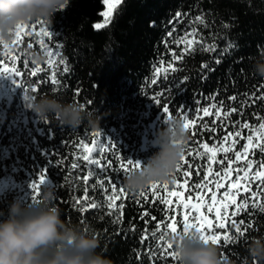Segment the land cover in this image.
Wrapping results in <instances>:
<instances>
[{
    "label": "trees",
    "instance_id": "16d2710c",
    "mask_svg": "<svg viewBox=\"0 0 264 264\" xmlns=\"http://www.w3.org/2000/svg\"><path fill=\"white\" fill-rule=\"evenodd\" d=\"M104 9L103 0H71L66 10L54 15L52 24L42 20L44 28L53 33L51 38L43 37L47 47L40 45L41 37L35 34L39 25L33 35L24 36L21 43L13 46L15 66L22 73V77L16 78L19 80L15 88L18 104L27 108L29 93L54 94L95 112L100 117V126L93 129L81 125L72 129L54 117L41 119L29 108L25 113L26 121L21 125L22 133L12 142L16 134L13 135L11 129L16 126L12 124L8 129L7 122L15 103L7 108L0 124V175L15 174L16 181L22 184L0 192V210L7 214L14 201L34 204L42 185L54 187L57 190L55 204L61 209V218L96 235L100 241L97 251L112 264H177L170 255H165V251H170L166 243H171L169 236L172 234L164 225L171 213L151 194L156 189L148 188L143 197L141 193L131 194L125 189L123 180L131 170L125 172L121 161L126 163L130 159L146 163L159 150L158 135L169 115L163 107L170 108L171 117L184 119L187 116L195 122V128L189 129L190 141L184 155L187 164L192 166L193 181L198 179L197 166L203 167L206 163V158L194 155L201 143L209 142L210 146L218 143L215 138L224 134L221 127L226 131L248 133V129L234 128L233 122L237 125L247 123L256 129L264 123V99H261L264 78L252 70L255 60L264 54V0H121L110 22L97 28L96 23L103 21ZM198 16L203 18V24L196 22ZM193 29L199 43H194L192 50L176 62L177 70L161 86L169 89L168 94L163 102L156 103L153 97L161 89L149 83L154 70L162 57L166 62L170 59L168 48L177 53L182 49L183 46L178 49L171 44V40ZM29 51L44 54L46 60L34 63L28 56ZM0 60L6 61L1 44ZM64 67L68 70L64 71ZM37 68L41 70L36 76L26 75ZM53 71L58 73L59 84L51 83ZM221 102L223 111L235 108L236 112L227 118L226 125H221L213 116L204 117L210 122L209 128L216 125V131L209 133L201 128L197 117L213 104L220 108ZM93 139L98 146L102 144L108 149L105 159L110 157L115 161L106 169V174L89 177V184L97 182L95 189L88 188L96 208L83 202L84 170L71 168V163L78 162L77 157L81 155L78 141L87 144ZM254 139H259V133ZM109 143L112 148H108ZM245 143L246 140L239 141L236 150H241L240 144ZM6 147L10 148L7 157L2 155ZM223 155L217 153V159ZM249 157L253 168L264 160L259 148L255 149V156L250 152ZM93 169L94 166L89 171ZM184 171L187 168L182 161L174 181L183 182ZM41 175L44 181L38 183L36 189L24 186V183L37 182ZM203 175L201 171L200 176ZM101 179L106 182L114 179L117 191L120 187L124 189L123 200H116L117 209L108 208V196L112 193L104 191L109 183L99 187ZM167 184L169 189L175 187L174 183ZM254 184L252 190L256 191ZM157 185L159 195H166L163 184ZM172 199L175 201V197ZM77 200L81 203L76 204ZM121 203L122 215L119 212ZM248 203V209L235 217L248 225L247 229L242 228L243 236L232 227L219 229L221 237L225 234L239 236L234 243L222 239L215 245L226 264H251L248 248L254 238L264 236V212L257 207L264 204V196L257 193ZM82 207L87 211H81ZM110 212L113 214L109 215ZM180 220L177 215L172 222L179 227ZM161 232L168 233L166 241L159 239ZM153 233L157 235L154 237Z\"/></svg>",
    "mask_w": 264,
    "mask_h": 264
},
{
    "label": "clouds",
    "instance_id": "9594fccd",
    "mask_svg": "<svg viewBox=\"0 0 264 264\" xmlns=\"http://www.w3.org/2000/svg\"><path fill=\"white\" fill-rule=\"evenodd\" d=\"M71 0H0V43L11 45L18 26L46 21L52 24L57 12L66 10ZM36 64L46 56L36 51L28 52ZM253 72L264 78V54L255 60ZM28 106L41 119L55 118L62 125L78 129L100 126V117L84 105L65 101L54 94H28ZM159 132L158 151L140 167L131 170L123 180L131 194H140L156 183H173L175 172L181 164L190 141L185 120L176 116L165 120ZM57 190L41 186L34 204L14 201L7 214L0 210V264H112L102 255L99 238L77 225L61 218ZM169 240L177 254L178 264H226L219 249L211 242L205 243L195 230L187 234L170 235ZM251 264L264 262V236L254 238L248 248Z\"/></svg>",
    "mask_w": 264,
    "mask_h": 264
},
{
    "label": "snow or ice",
    "instance_id": "6c2138e0",
    "mask_svg": "<svg viewBox=\"0 0 264 264\" xmlns=\"http://www.w3.org/2000/svg\"><path fill=\"white\" fill-rule=\"evenodd\" d=\"M105 4H109V0H104ZM120 3V0H113V3L109 4V13L115 9ZM109 13L104 15L108 17L106 24L110 22ZM179 15V14H178ZM196 22L201 24L204 23L202 17L198 16L195 18ZM39 25V31L35 34L41 37L40 45L47 47L44 44L43 37L51 38L53 36L52 32H49L44 28V22L42 20L36 21L32 24H26L18 26L15 37L11 43L13 45L21 43L24 36H31L33 32ZM105 25H96L97 28L104 27ZM171 36L172 33L170 32ZM197 33L193 29L191 32L185 31L183 35L177 34L174 39L171 40V44L175 45L178 49L182 47L179 53L174 51L172 48H168V52L171 54L170 59L166 62L163 57L158 62L157 68L154 70V75L150 79L149 83L153 85V88H160V91H157L153 97V100L156 103H161L164 101V97L168 94L169 89L161 87L164 85V82L167 80L168 76L175 72L177 69L174 67L177 61L183 59L184 55L190 52L193 48V44H198L199 41L196 39ZM166 42V46H167ZM3 44L4 49L6 50V56L11 61V66L8 65L7 61L0 60V75H9L14 78L21 77L22 73L17 69L16 65V56L12 55L11 47L8 44ZM208 50V49H205ZM52 53L49 51V56ZM51 64L52 61H49ZM163 69V71H162ZM41 69L37 68L35 71H29L26 75L36 76L37 72ZM64 71H67V67L63 68ZM58 73L53 71L51 76V83L53 85L59 84L60 81L56 78ZM15 82L17 80L15 79ZM27 91V88H26ZM33 92L36 89H32ZM235 100V97H231ZM264 99V97H261ZM163 110L166 114H169L168 117H171L170 108L163 107ZM233 112H236V109L233 108L230 111H223V106L221 102V107L217 108L215 104L212 105L211 109H203L202 115L198 116L197 119L201 122V128L206 129L209 133H214L216 131V125L214 124L211 128L208 127L210 122L205 121L204 117L213 116L221 125H226L228 120L227 118L232 115ZM186 129L195 128V122L190 121L187 116L184 117ZM233 127H239L241 129H248V133L242 134V131H226L224 127L220 128V131L223 134L222 137H216L218 143L203 142L198 147L199 150L194 153L195 156L201 158H206V163L203 167L197 166L195 169L197 180L193 181L191 179L192 175V166L187 164L185 156L183 162H185V167L187 171L183 172L182 181L176 182L175 187L169 189L168 184H163V190L166 195H159L160 188L157 183L153 184L150 188L156 189L151 194L156 196L158 203L164 204L167 206L168 211L171 213L168 223L164 225L169 232L175 236L181 233L187 234L193 230L200 234L201 239L205 242H211L214 245H219L221 240L225 242H236L239 239V236L233 237L225 234L223 237L219 234L218 231H212L213 228L225 229L227 227H232L235 229V232L244 235L242 232L243 229H247L248 225L245 224L244 220L241 219L237 221L235 217L245 209L249 207V200L256 197L257 193L264 196V191H261V188H264V160L261 163L256 165V168H253V161L249 157L251 152L252 156H255V149L259 148L260 152L264 154V144L261 141H264V123H261L259 128H251L247 123L242 125H237L236 122H233ZM256 133H259V139H254ZM98 135V134H97ZM241 140H246L247 143L240 144L241 150H236V145ZM81 148V155L77 157L76 163H71L72 169L82 168L84 171L82 173L83 180L82 183L85 185L83 202L88 205V207L96 208L97 204L94 200H91L88 195V188H96L97 182L93 181L89 184V177L93 175H104L106 174V169L111 168L113 161L110 157L105 159L107 156L108 149L104 148L101 145H97L95 139L90 140L88 144H85L83 141H78ZM99 147V150H97ZM108 148H112V144L109 143ZM217 153H224L223 157L217 159ZM231 153V155H229ZM99 157V158H96ZM93 171H89L90 167H93ZM121 167L125 172L133 170L140 167L139 161L126 160V163L121 161ZM179 168V166H178ZM95 169L100 171L97 173ZM203 171L204 175L200 176V172ZM44 176H40L39 183H43ZM255 182L257 184L256 191L252 190V184ZM105 183H109L108 188H104L105 193H112L108 196V208L117 209V198L123 200L124 189L122 187L117 191V185L115 184L114 179L111 182H106L101 179L99 181V187L103 188ZM38 187V185H36ZM243 193V195H242ZM186 194V198H185ZM142 197L144 193H141ZM175 197V201H173ZM76 204H80L81 201H75ZM253 203L255 201L253 200ZM260 211L264 212V204L257 205ZM229 208L232 209L229 212ZM81 211H87V208L82 207ZM119 212L122 215L123 212V203L119 205ZM113 213H109L112 215ZM145 216L148 215L147 212L144 213ZM179 215L181 217L179 227L172 222L175 216ZM211 217V218H209ZM152 219H155L154 217ZM157 234L153 233L155 237ZM168 233L161 232L159 233V239L166 241ZM166 249L170 251H165V255H170L177 264L178 258L173 245L171 243H166Z\"/></svg>",
    "mask_w": 264,
    "mask_h": 264
},
{
    "label": "rangeland",
    "instance_id": "374dc122",
    "mask_svg": "<svg viewBox=\"0 0 264 264\" xmlns=\"http://www.w3.org/2000/svg\"><path fill=\"white\" fill-rule=\"evenodd\" d=\"M120 2H121V0H120ZM111 3H113V1H109V4H111ZM109 4H105V9L102 12V16H103L104 20L101 21V22L96 23V25H98V24H100V25L106 24V20L108 19V17H106L104 14L105 13H109ZM113 12H114V9L109 13L110 17H112ZM15 39H16V37L14 38V40ZM1 45H2L3 54L6 57V61H7L8 65L11 66V61L6 56V50L4 49L3 44H1ZM13 46L14 45L11 43V45H10L11 52H12ZM2 66L3 65H0V67H2ZM14 83H15V78L14 77L9 76V75H0V122L2 121V119L4 117V113H5V104L4 103L7 102L9 94L13 95V89L15 87ZM12 103H14V96H13ZM28 109H29L28 106L26 108V107L21 106V105H19V104H17L15 102V107H14V109L12 111L11 119L8 122V128H10L12 123L16 124V128H17V129H14L15 130L14 133L16 134V136L15 137L13 136L14 138H12V142H15V139H18L19 136L22 133V126L21 125H22V123L24 121H26L25 113H26V111ZM7 153H8V149H3L2 155H5ZM14 170H16V168ZM38 183H39V180H37V182H35V183L32 182L30 184L29 183H27V184L24 183V186L27 185V187H29V189H33L34 190V189H36V185H38ZM21 184L22 183H20L19 181H16L15 174H8V175L7 174L6 175L3 174V175H0V192L5 190V189H7V188H11V187H14V186H17V185H21ZM254 186H256L255 189H257V184L256 183L254 184ZM185 198H186V196H185ZM230 211H232L231 208H229V212ZM209 218H211V217H209ZM213 229H214V231H218L219 234H221V232H222L221 230H215V228H213Z\"/></svg>",
    "mask_w": 264,
    "mask_h": 264
}]
</instances>
